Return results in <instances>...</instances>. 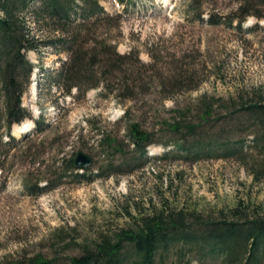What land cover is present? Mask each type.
Segmentation results:
<instances>
[{"label":"rangeland","instance_id":"374dc122","mask_svg":"<svg viewBox=\"0 0 264 264\" xmlns=\"http://www.w3.org/2000/svg\"><path fill=\"white\" fill-rule=\"evenodd\" d=\"M100 2L111 17L97 25L87 46L110 52L104 85L86 90L83 77L82 88L68 92L52 78L68 54L44 47L41 56L28 52L36 67L23 105L32 118L13 125L17 141L3 148L0 261L37 254L66 258L160 208L213 217L239 202L264 209V179L249 171L258 157L250 147L253 120L239 109L264 95V0L249 9L261 18L243 16L244 0H206L197 9L192 0ZM211 13L228 16L233 25L209 24ZM43 28L34 32L61 34ZM115 53L125 55L120 66ZM206 107L213 114L208 122L200 119ZM135 122L153 140L151 160L139 168L143 159L132 153L130 136ZM176 123L198 126L205 147L218 141L245 146L233 157L187 158L175 144L180 132L169 127ZM79 151L94 158L89 173L109 166L126 171L82 183L68 176L39 196L28 193L29 185L48 186Z\"/></svg>","mask_w":264,"mask_h":264},{"label":"trees","instance_id":"16d2710c","mask_svg":"<svg viewBox=\"0 0 264 264\" xmlns=\"http://www.w3.org/2000/svg\"><path fill=\"white\" fill-rule=\"evenodd\" d=\"M259 1L244 0L248 10L243 16L261 18V14L249 10ZM118 2L128 4L133 0ZM205 3L206 0H192L194 8H202ZM198 14L199 19L205 21L202 13ZM109 17L100 0H0V176L6 158L3 148L17 141L12 132L13 125L32 118L23 105V96L36 67L28 52L34 51L41 56L43 47L57 53L66 52L69 58L52 78L54 85L68 92L74 87L82 88L83 77L87 81L86 90L104 85L103 67L112 62L108 56L110 52L98 51L96 46L91 49L87 44L97 25ZM228 18L211 13L206 21L213 25H233ZM43 27L61 34L44 38L34 32ZM82 37L86 39L81 40ZM115 55L120 66L125 55ZM244 103L239 104L242 105L239 109H244L253 120L250 122L253 136L250 147L258 155L249 171L255 180L261 181L264 179V95L259 94ZM212 115V110L206 107L200 119L208 122ZM169 127L178 134L180 132L175 144L180 152L188 155L184 156L187 158L233 157L239 153L240 146H245L218 141V144L211 142L212 145L205 147L198 139V126L176 123ZM130 136L134 147L132 153H139L143 159L137 167H143L151 160L147 148L153 143L152 133L135 122L131 125ZM74 160L69 159L65 171L48 186L29 185L28 193L39 196L61 185L68 176L74 178V182L82 183L126 171L121 166H109L107 170L92 174L88 168L80 171ZM0 264H264V209L239 202L229 210H219L213 217L197 210L160 208L142 214L132 225L113 234H102L94 244L83 245L79 253L66 258L18 255L0 261Z\"/></svg>","mask_w":264,"mask_h":264},{"label":"water","instance_id":"95a60500","mask_svg":"<svg viewBox=\"0 0 264 264\" xmlns=\"http://www.w3.org/2000/svg\"><path fill=\"white\" fill-rule=\"evenodd\" d=\"M94 158L84 151H79L75 157L74 164L78 169L84 170L92 166Z\"/></svg>","mask_w":264,"mask_h":264},{"label":"bare ground","instance_id":"6f19581e","mask_svg":"<svg viewBox=\"0 0 264 264\" xmlns=\"http://www.w3.org/2000/svg\"><path fill=\"white\" fill-rule=\"evenodd\" d=\"M18 126L15 127V129L17 128ZM20 127V126H19ZM30 128V124H27L25 126H23L21 129H17V133L16 135H20L22 134L23 132H26L28 129ZM15 135V134H14Z\"/></svg>","mask_w":264,"mask_h":264}]
</instances>
